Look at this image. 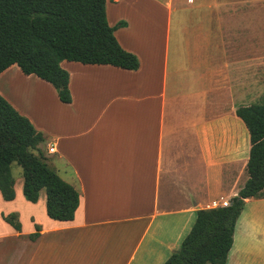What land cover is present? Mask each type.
I'll return each mask as SVG.
<instances>
[{
  "label": "crops",
  "instance_id": "crops-1",
  "mask_svg": "<svg viewBox=\"0 0 264 264\" xmlns=\"http://www.w3.org/2000/svg\"><path fill=\"white\" fill-rule=\"evenodd\" d=\"M105 12L109 26L125 23L114 36L136 70L63 61L69 103L15 64L0 73V95L79 193L73 219L52 220L44 190L26 201L17 173L14 199L0 195V264H163L196 211L230 202L248 179L235 111L264 78V0H105ZM226 264H264V187L244 200Z\"/></svg>",
  "mask_w": 264,
  "mask_h": 264
},
{
  "label": "trees",
  "instance_id": "trees-1",
  "mask_svg": "<svg viewBox=\"0 0 264 264\" xmlns=\"http://www.w3.org/2000/svg\"><path fill=\"white\" fill-rule=\"evenodd\" d=\"M124 24L109 26L105 0H0V73L15 64L23 74L49 83L59 101L69 103V76L61 62L138 68L137 57L114 36ZM235 114L249 132L248 179L228 207L197 210L190 231L163 264H226L244 200L257 197L264 187V96L259 103L238 107ZM43 142L42 133L0 95L1 198L15 197L11 165L16 163L22 170L24 199L36 203L44 190L46 215L70 221L79 193L48 166L39 147ZM2 218L20 231L15 214Z\"/></svg>",
  "mask_w": 264,
  "mask_h": 264
},
{
  "label": "rangeland",
  "instance_id": "rangeland-1",
  "mask_svg": "<svg viewBox=\"0 0 264 264\" xmlns=\"http://www.w3.org/2000/svg\"><path fill=\"white\" fill-rule=\"evenodd\" d=\"M264 23V22H263ZM252 71H255L254 67L251 65V76H256L255 74H253ZM257 72L259 73V75L261 77H264V63L263 64H260L258 67H257ZM251 94H250V98H249V105L251 104H255V103H259L262 99V97L264 96V78L262 80H257V81H253L251 80ZM49 110V109H48ZM44 112V111H42ZM47 121L46 123H48V117L46 116ZM44 119V120H45ZM49 124V123H48ZM45 140V139H44ZM45 142V141H44ZM43 142V143H44ZM54 148V147H53ZM41 149V148H40ZM42 150V149H41ZM43 155L46 159V163L50 164V161L51 159L48 158L45 151H43ZM47 153L49 154L48 152V148H47ZM54 153V152H53ZM53 161H54V158H53ZM48 164V166L50 167V165ZM17 173H20L21 174V178H22V170L21 168L16 164H12L11 165V174L14 178L17 177ZM3 200V199H2ZM10 215V214H8ZM7 215V216H8ZM18 221V220H17ZM5 222V221H4ZM8 224V223H7ZM9 225V224H8Z\"/></svg>",
  "mask_w": 264,
  "mask_h": 264
},
{
  "label": "built area",
  "instance_id": "built-area-1",
  "mask_svg": "<svg viewBox=\"0 0 264 264\" xmlns=\"http://www.w3.org/2000/svg\"><path fill=\"white\" fill-rule=\"evenodd\" d=\"M48 152L49 153H53L54 152V148L53 146H49L48 147ZM230 205V202L228 200H223L220 199L219 201H214L211 203V208H218V207H228Z\"/></svg>",
  "mask_w": 264,
  "mask_h": 264
}]
</instances>
